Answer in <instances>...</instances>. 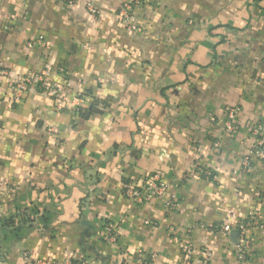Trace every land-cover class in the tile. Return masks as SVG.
<instances>
[{
    "label": "crops",
    "instance_id": "0c3cea01",
    "mask_svg": "<svg viewBox=\"0 0 264 264\" xmlns=\"http://www.w3.org/2000/svg\"><path fill=\"white\" fill-rule=\"evenodd\" d=\"M123 1L0 0V264H264V162L241 170L264 121V0H143L140 32ZM44 69L59 96L15 98ZM153 174L166 195L125 194ZM246 220L240 261L221 227Z\"/></svg>",
    "mask_w": 264,
    "mask_h": 264
},
{
    "label": "built area",
    "instance_id": "2783aa9c",
    "mask_svg": "<svg viewBox=\"0 0 264 264\" xmlns=\"http://www.w3.org/2000/svg\"><path fill=\"white\" fill-rule=\"evenodd\" d=\"M143 0H124L121 8L118 12L117 18L120 23L123 25L124 29L127 32H140L141 28L136 25V11L141 7ZM88 9L91 13H97L96 9L92 7V5H88ZM42 38H39L34 43H29L30 46L35 45L37 43L42 42ZM49 72L47 69H44L39 74H32L21 78L14 84L10 85V89L15 95V98L19 99L22 97L23 93L29 86H35L40 92L46 93L52 97H58L59 91L57 88L52 87L49 82ZM57 107L59 109L62 108L63 104L60 100H57ZM237 109H230L227 114V123H226V131L231 133L235 130L234 118ZM249 132L250 137L248 138V154L242 161L241 170L242 172H247L251 165L255 161L264 162V121L249 123ZM220 141H216L214 143V151L217 152L219 150ZM206 178H210V174L205 173ZM168 186L164 183L158 174H153L146 177L142 181V185L139 187H129L125 190V194L132 199L133 201L139 204H145L150 202L155 198H160L167 194ZM174 203L169 204V207H174ZM253 224H258L256 221H239L234 224H225L221 227V230L224 233H230L235 230L239 232L240 240L238 244L235 246V255L240 261H247L252 256L250 253L249 246L245 241V235L247 231ZM110 231L112 230V226L109 225L108 228ZM190 230H188L185 234V237L182 240V252L186 256H190L192 254L191 242L189 239ZM108 240L114 241L115 238L112 234H109ZM177 240V238L175 239ZM27 264H57L52 259L46 260H36L30 261L28 257H24ZM156 260L155 255L149 256L147 262H141L140 264H149ZM211 260V252L209 250H205L202 252L201 259L199 262L201 264H208Z\"/></svg>",
    "mask_w": 264,
    "mask_h": 264
},
{
    "label": "trees",
    "instance_id": "16d2710c",
    "mask_svg": "<svg viewBox=\"0 0 264 264\" xmlns=\"http://www.w3.org/2000/svg\"><path fill=\"white\" fill-rule=\"evenodd\" d=\"M9 223H13V220H10V221H8ZM22 222H23V220H22Z\"/></svg>",
    "mask_w": 264,
    "mask_h": 264
}]
</instances>
